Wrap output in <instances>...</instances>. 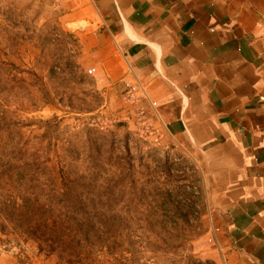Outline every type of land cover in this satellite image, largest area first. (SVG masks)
<instances>
[{
    "label": "rangeland",
    "instance_id": "1",
    "mask_svg": "<svg viewBox=\"0 0 264 264\" xmlns=\"http://www.w3.org/2000/svg\"><path fill=\"white\" fill-rule=\"evenodd\" d=\"M62 1L0 0V264H217L196 158L141 99L104 107Z\"/></svg>",
    "mask_w": 264,
    "mask_h": 264
},
{
    "label": "crops",
    "instance_id": "2",
    "mask_svg": "<svg viewBox=\"0 0 264 264\" xmlns=\"http://www.w3.org/2000/svg\"><path fill=\"white\" fill-rule=\"evenodd\" d=\"M62 5L104 107L128 106L141 86L140 107L196 158L209 191L202 256L264 264V0Z\"/></svg>",
    "mask_w": 264,
    "mask_h": 264
},
{
    "label": "built area",
    "instance_id": "3",
    "mask_svg": "<svg viewBox=\"0 0 264 264\" xmlns=\"http://www.w3.org/2000/svg\"><path fill=\"white\" fill-rule=\"evenodd\" d=\"M94 69H89L88 74L93 75ZM137 94H141L137 96ZM146 96V91L139 85L130 86V88L125 93V100L128 102L136 101L137 99H142Z\"/></svg>",
    "mask_w": 264,
    "mask_h": 264
},
{
    "label": "trees",
    "instance_id": "4",
    "mask_svg": "<svg viewBox=\"0 0 264 264\" xmlns=\"http://www.w3.org/2000/svg\"><path fill=\"white\" fill-rule=\"evenodd\" d=\"M9 176H10V179H13L14 176H16V174H14V176L9 174ZM16 177H17V176H16ZM12 197H13V196H11V198H12ZM9 198H10V197H9ZM11 200H12V199H11ZM11 202H12V201H11ZM13 202H15V209H16V211H18V210H17V206H16V198H15V201H13ZM3 217H4L5 220L9 219V216H8L6 210H3L2 208H0V219L3 218Z\"/></svg>",
    "mask_w": 264,
    "mask_h": 264
}]
</instances>
